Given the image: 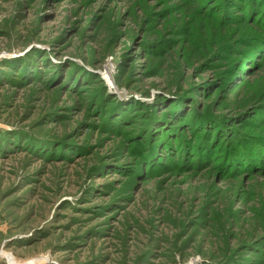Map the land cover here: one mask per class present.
<instances>
[{
    "label": "rangeland",
    "instance_id": "1",
    "mask_svg": "<svg viewBox=\"0 0 264 264\" xmlns=\"http://www.w3.org/2000/svg\"><path fill=\"white\" fill-rule=\"evenodd\" d=\"M264 264V0H0V264Z\"/></svg>",
    "mask_w": 264,
    "mask_h": 264
},
{
    "label": "bare ground",
    "instance_id": "2",
    "mask_svg": "<svg viewBox=\"0 0 264 264\" xmlns=\"http://www.w3.org/2000/svg\"><path fill=\"white\" fill-rule=\"evenodd\" d=\"M8 261L11 263V264H16V262L14 260H12L11 258H8Z\"/></svg>",
    "mask_w": 264,
    "mask_h": 264
}]
</instances>
